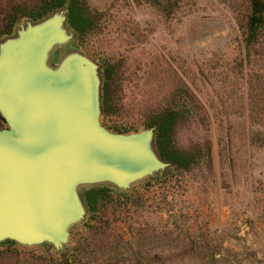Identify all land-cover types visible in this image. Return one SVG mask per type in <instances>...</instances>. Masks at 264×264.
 <instances>
[{
  "label": "rangeland",
  "instance_id": "374dc122",
  "mask_svg": "<svg viewBox=\"0 0 264 264\" xmlns=\"http://www.w3.org/2000/svg\"><path fill=\"white\" fill-rule=\"evenodd\" d=\"M51 2L0 0V55L61 16L67 40L45 65L90 61L101 126L150 132L163 167L127 188L77 184L65 242H0V264H264V11L252 32L254 0H86L78 29L67 8L33 16Z\"/></svg>",
  "mask_w": 264,
  "mask_h": 264
},
{
  "label": "water",
  "instance_id": "95a60500",
  "mask_svg": "<svg viewBox=\"0 0 264 264\" xmlns=\"http://www.w3.org/2000/svg\"><path fill=\"white\" fill-rule=\"evenodd\" d=\"M67 40L56 16L20 33L0 55V242L61 246L84 214L77 184L127 188L163 164L151 133L114 135L99 122L95 66L81 56L57 71L48 52Z\"/></svg>",
  "mask_w": 264,
  "mask_h": 264
},
{
  "label": "trees",
  "instance_id": "16d2710c",
  "mask_svg": "<svg viewBox=\"0 0 264 264\" xmlns=\"http://www.w3.org/2000/svg\"><path fill=\"white\" fill-rule=\"evenodd\" d=\"M38 7V9H36ZM60 8H67L68 9V21L70 25L74 28L79 29L80 27H84L85 23V17H84V10L87 8V2L86 0H53V2L45 5H35L32 9V12L34 13V17L36 19L42 17L45 14H48L51 11L60 9ZM264 11V3L261 0H254L253 3V13L250 17L249 21V27L252 32H255L257 27L262 22L261 13ZM163 130V137L165 136V141H168V138L170 137L171 133L167 127L162 128ZM169 158V157H168ZM101 190H92L87 192V197L89 199H96L97 194H99ZM94 201H90V203H93Z\"/></svg>",
  "mask_w": 264,
  "mask_h": 264
}]
</instances>
